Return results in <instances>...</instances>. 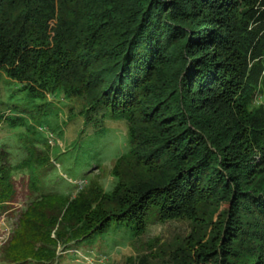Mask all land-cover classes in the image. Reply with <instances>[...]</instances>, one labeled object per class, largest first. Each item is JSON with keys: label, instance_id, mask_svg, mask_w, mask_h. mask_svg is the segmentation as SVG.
<instances>
[{"label": "trees", "instance_id": "16d2710c", "mask_svg": "<svg viewBox=\"0 0 264 264\" xmlns=\"http://www.w3.org/2000/svg\"><path fill=\"white\" fill-rule=\"evenodd\" d=\"M3 76L46 117L62 109L49 96L78 102L63 106L89 138L126 125L110 190L94 176L72 192L28 189L9 262L52 264L59 247L181 219L187 235L137 264H264V0H0ZM2 122L29 127L9 110ZM39 144L16 165L0 149V214L11 171L50 163Z\"/></svg>", "mask_w": 264, "mask_h": 264}, {"label": "rangeland", "instance_id": "374dc122", "mask_svg": "<svg viewBox=\"0 0 264 264\" xmlns=\"http://www.w3.org/2000/svg\"><path fill=\"white\" fill-rule=\"evenodd\" d=\"M19 85L4 76L1 78L0 113L9 110L23 116L29 127H10L6 123H0V149L7 152L13 165L25 158L27 148L34 143L38 151L42 149L39 143L47 144L53 149V154L50 156V163L37 175L31 165L28 170L11 171L9 174L8 182L15 193L12 200L7 202L11 209L0 214V264H38L32 260L9 262L4 254V250L16 253L23 250L22 241L10 245L9 241L22 215L21 209L30 201L32 194H35L28 192V189L72 192L71 190L75 191L74 187L76 189L77 185L85 184L87 179L94 176L104 190H110L113 186L111 170L120 150H123V140L119 137H123L126 132L124 122L108 121L105 124L107 134L104 138H89L82 131L91 133L92 129L84 127L81 117L76 116L73 120L68 118L69 107L63 105H68L71 101L59 102L55 97L49 96V100L53 101L52 105L62 109L57 118L53 113L58 109L53 106V113L46 117L36 110V103L40 101H35V104L28 101L26 94L18 90ZM261 101L262 99L257 98V102ZM71 103L76 113L78 102ZM80 140L84 144L82 149L78 146ZM16 232L17 230L15 234ZM187 233L186 220L158 222L149 225L145 233L135 239L124 238L117 232L106 242L93 239L84 245H72L66 252L59 247V258L52 264H137L141 255H147L149 259L151 254L148 246L154 241L173 245ZM14 238L15 236L12 237ZM18 239L22 237L19 236Z\"/></svg>", "mask_w": 264, "mask_h": 264}]
</instances>
